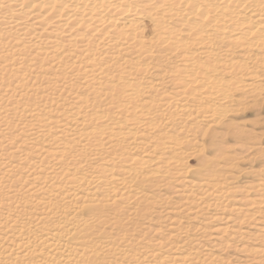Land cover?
Wrapping results in <instances>:
<instances>
[{
	"label": "rangeland",
	"instance_id": "obj_1",
	"mask_svg": "<svg viewBox=\"0 0 264 264\" xmlns=\"http://www.w3.org/2000/svg\"><path fill=\"white\" fill-rule=\"evenodd\" d=\"M141 17L135 26L147 55L111 38L67 46L28 21L14 25L13 13L0 10V264H264L256 253L264 249V204L246 203L264 199L256 188L264 183V51L230 54L225 40L216 41L218 58L233 64L215 74L227 98L187 96L179 108L170 76L181 58L154 47L158 30ZM81 50L105 79L92 83L82 73ZM120 80L141 86L132 106L149 125L134 139L107 133L106 145L87 146L83 139L97 127L91 116L114 118L123 104ZM29 110L55 122L73 110L77 116L66 135L42 137L32 134ZM60 138L70 140L67 151L43 160ZM128 158L153 161L135 167ZM101 167L130 170L126 190L110 194ZM67 174L84 180L69 185ZM63 254L68 263L60 262Z\"/></svg>",
	"mask_w": 264,
	"mask_h": 264
},
{
	"label": "bare ground",
	"instance_id": "obj_2",
	"mask_svg": "<svg viewBox=\"0 0 264 264\" xmlns=\"http://www.w3.org/2000/svg\"><path fill=\"white\" fill-rule=\"evenodd\" d=\"M0 10L5 13H13L14 25L21 27L23 23L28 21L35 32H39L41 35L43 32H48V35L60 38L67 46L81 47L86 41L87 45L92 43L99 45L111 38L128 48L139 49V54L143 55H147L149 46L146 48L142 45L141 33L137 32L138 27L136 28L135 24L142 18L141 16H148L158 30L153 41V45H156L154 47L162 48L166 53L170 52L171 55L167 53L170 56L175 55L173 54L175 52L181 58L180 60L178 57L180 64L175 68V73L170 76L172 82L175 83L174 91L176 92L175 97H178L180 101H178L179 108L189 98L187 96H192L195 99L193 102H196L198 98L208 102L213 100L224 101L227 98L224 94L227 85L224 81L216 78L215 74L218 69L233 68V64L224 63L218 58L217 50H215L216 41L225 40L224 42L228 45L226 50L230 54L234 53L233 50H237L241 56H248L257 50L263 54L264 51V0H0ZM178 28L185 35L183 39L179 35L180 38L177 36L180 33ZM19 31L21 32L22 29ZM25 35L31 37L32 34L26 33ZM38 53L44 55L42 50H39ZM78 53L83 60L87 61L86 67L84 66L86 69L83 67L85 70L82 69L81 71L84 70L82 73L89 77L91 82L96 81L95 79L103 80L102 70L92 60H89L92 55L89 54L88 50H81ZM198 54L205 56L208 61L200 62ZM222 55L228 57L225 53ZM132 66L134 69L135 65ZM139 70L141 69H137L138 73H141ZM123 74L125 77L126 74ZM252 77L254 76L249 78ZM126 79L123 78V80ZM121 82L124 81L120 80L123 104L115 107L116 117L114 118H108V116L97 113L91 116L94 117L97 127L88 131V135L85 134L87 136L82 138L87 146H95L96 149L106 145L108 142L103 141L102 144L101 140L106 139L107 133H111L116 138L120 137V139H134L137 129L149 125L145 122V117V120L143 118L144 121H141L144 116L142 115L143 112L141 113V108L139 111L142 117L140 118L138 111L135 110L137 107L132 106L134 105L132 98L141 93V86L133 83L134 81H126L122 84ZM107 84L105 89L108 91H119L115 85ZM142 89L144 88L142 87ZM169 99L172 100L173 96ZM75 111L68 112L58 122L51 118H44V114L41 115L38 111H30L31 117L36 120H33L36 124H34L32 134H39L42 137L66 135L71 131L68 125L72 120H76L77 113ZM208 112H212V110L208 108ZM108 136L110 135L108 134ZM62 138L58 141L56 150L45 152L46 156L43 160L49 156L57 159L59 154L67 149V141L70 140L64 139L63 141ZM89 138H93L94 141L93 139L92 141L89 140ZM90 141L94 143H90ZM39 152L43 153L41 150H38ZM112 159L110 158L111 162ZM152 161H137L135 158H128L124 160V163L140 167L145 164L146 166L151 165ZM163 163L167 166L176 165L172 158H166ZM131 170L133 169L131 168ZM114 171L112 167H101L99 177L111 181L113 188L109 192L113 196H118L117 193L126 190V184L129 181H127L128 177L125 176L126 179L124 175L128 174L130 170H124L122 174ZM73 174L72 176L67 174L65 177L69 181V185L79 184L80 181L84 180V178H73ZM128 176L131 178L130 174ZM256 188L263 190L264 183L259 182ZM246 203L262 207L264 199H249ZM262 233L261 235L264 236V228ZM46 247L52 248L55 247V244H49ZM256 253L259 256H264V249L258 248ZM68 261L69 256L63 254L60 262L68 263Z\"/></svg>",
	"mask_w": 264,
	"mask_h": 264
}]
</instances>
